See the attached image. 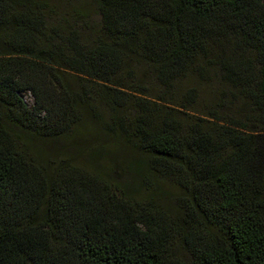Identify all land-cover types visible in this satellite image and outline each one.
I'll use <instances>...</instances> for the list:
<instances>
[{
	"label": "trees",
	"instance_id": "obj_1",
	"mask_svg": "<svg viewBox=\"0 0 264 264\" xmlns=\"http://www.w3.org/2000/svg\"><path fill=\"white\" fill-rule=\"evenodd\" d=\"M93 1L0 0V264H264V0Z\"/></svg>",
	"mask_w": 264,
	"mask_h": 264
},
{
	"label": "rangeland",
	"instance_id": "obj_2",
	"mask_svg": "<svg viewBox=\"0 0 264 264\" xmlns=\"http://www.w3.org/2000/svg\"><path fill=\"white\" fill-rule=\"evenodd\" d=\"M48 5L50 6L52 12L49 18V24L53 27H59L66 29L75 28L81 35L91 40L95 39L96 33L99 31V23H100V16L97 12L95 3L93 0H45ZM148 83L152 88L153 92L155 93L158 90V85L154 81L153 78L146 77ZM130 84V81H127ZM186 88V85L191 86V82L188 80L183 81L182 83ZM198 87L201 88L204 92L201 94L200 103L202 105L209 104L208 93L209 86L205 85L204 83H198ZM138 95V94H136ZM21 99L26 105L31 104V96L29 93L24 92L20 94ZM195 111L203 110L202 107H194ZM201 108V109H200ZM198 112V111H197ZM193 113V112H191ZM84 125L80 128L81 132L74 136L72 139L68 138V140L60 139L57 142H49L46 145H39L42 148V152L45 156H56L60 153H75L77 151V144H80V140L83 142L91 136L90 134L93 133V130L88 128V124L86 122L83 123ZM84 143V142H83ZM79 150V148H78ZM83 151L85 149H82ZM84 153H79L77 155V159L80 161H84Z\"/></svg>",
	"mask_w": 264,
	"mask_h": 264
}]
</instances>
